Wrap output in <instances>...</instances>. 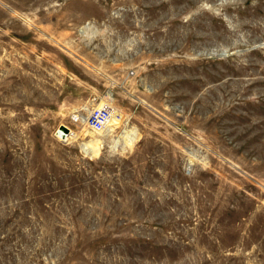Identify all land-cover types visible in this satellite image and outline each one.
I'll list each match as a JSON object with an SVG mask.
<instances>
[{
    "label": "rangeland",
    "instance_id": "374dc122",
    "mask_svg": "<svg viewBox=\"0 0 264 264\" xmlns=\"http://www.w3.org/2000/svg\"><path fill=\"white\" fill-rule=\"evenodd\" d=\"M0 264H264V0H0Z\"/></svg>",
    "mask_w": 264,
    "mask_h": 264
},
{
    "label": "built area",
    "instance_id": "2783aa9c",
    "mask_svg": "<svg viewBox=\"0 0 264 264\" xmlns=\"http://www.w3.org/2000/svg\"><path fill=\"white\" fill-rule=\"evenodd\" d=\"M104 99L105 100L100 107L92 109L85 117L71 115L70 117L71 124L75 125V127L84 126L95 133H103L107 131L109 121L113 114L112 92L107 91L105 93ZM61 127H63L65 130L60 129L59 127L57 133L60 132V134L57 136L66 139L67 134L70 133L69 132L70 129H68L66 126H61ZM74 136H76V134Z\"/></svg>",
    "mask_w": 264,
    "mask_h": 264
},
{
    "label": "bare ground",
    "instance_id": "6f19581e",
    "mask_svg": "<svg viewBox=\"0 0 264 264\" xmlns=\"http://www.w3.org/2000/svg\"><path fill=\"white\" fill-rule=\"evenodd\" d=\"M102 103L103 102H101L97 106L100 107L102 105ZM122 123H123V112L120 109H118V108L113 106V114H112L111 119L109 121V125H108L107 131L110 132V133H113V132L117 131L118 129L121 128ZM82 131H84V130H82ZM69 132L70 133L67 134L66 140L76 138V136H74L75 132H72V130H70ZM86 133H87V131H86ZM117 138L118 139L114 141L115 145L119 144V142H123L124 141V144H126L127 146L130 147V146H132L134 144L136 137H135L134 133L131 130H126V128H125V129H123L120 132V134H119V136ZM85 145L87 146V148H91V149L93 148L96 154H98V151H100V148H101V146H100L101 143L98 140H93V139L90 140Z\"/></svg>",
    "mask_w": 264,
    "mask_h": 264
},
{
    "label": "water",
    "instance_id": "95a60500",
    "mask_svg": "<svg viewBox=\"0 0 264 264\" xmlns=\"http://www.w3.org/2000/svg\"><path fill=\"white\" fill-rule=\"evenodd\" d=\"M60 129L65 130L63 127H60ZM58 133L60 134V132H58ZM58 133H57V134H58ZM59 134H58V135H59Z\"/></svg>",
    "mask_w": 264,
    "mask_h": 264
}]
</instances>
